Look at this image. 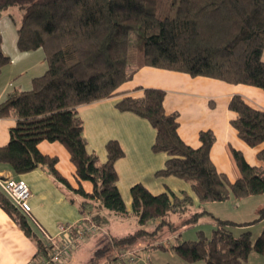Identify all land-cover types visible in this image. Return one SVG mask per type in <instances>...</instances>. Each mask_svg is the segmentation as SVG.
Returning a JSON list of instances; mask_svg holds the SVG:
<instances>
[{"label": "trees", "instance_id": "obj_1", "mask_svg": "<svg viewBox=\"0 0 264 264\" xmlns=\"http://www.w3.org/2000/svg\"><path fill=\"white\" fill-rule=\"evenodd\" d=\"M9 8L20 12V18H14L18 48H42L48 66L33 78L31 89L12 92L0 102V117L17 116L9 142L0 146V163L8 164L17 174L48 165L58 180L82 198V215L90 213L102 227L110 223L107 212L136 218L137 228L124 236L111 234L90 264L105 258L114 264H134L140 255L135 251L136 260L130 263L123 256L129 247L167 232L174 240L154 246L189 263L243 264L252 251L264 256V227L256 239L250 229L234 231L264 220V206L249 222L216 217L202 206L264 195V169L233 149L241 176L232 182L211 159L216 140L213 131L200 132L198 148L180 137L178 114L167 113L164 107L165 90L144 88L143 95L135 97L120 89L131 78L133 64L264 89V0H0V19ZM9 61L0 39V73ZM116 95H124L116 103L119 110L146 118L155 128L153 150L168 155L156 174L190 183L201 206H195L185 192L182 196L173 191L153 194L137 183L131 187L132 210L128 211L115 167L125 151L118 140L111 139L106 144L107 160L100 162L97 154L87 149L78 113L80 105ZM229 108L236 112L231 124L238 135L252 147L262 144L264 110L240 95L231 98ZM43 140L65 146L77 186L59 172L58 156L39 149ZM258 157L264 160V148ZM85 182L91 184L90 189ZM0 206L35 239L38 253L48 254L45 237L1 188ZM204 214L214 219L212 236L199 233L195 240H180L179 230L194 226ZM114 249L120 251L114 255Z\"/></svg>", "mask_w": 264, "mask_h": 264}, {"label": "crops", "instance_id": "obj_2", "mask_svg": "<svg viewBox=\"0 0 264 264\" xmlns=\"http://www.w3.org/2000/svg\"><path fill=\"white\" fill-rule=\"evenodd\" d=\"M14 18L19 19L20 12L16 8H9L0 19L1 47L4 54L10 57V61L0 73V102L12 92L31 89L33 78L42 75L48 66L42 48L30 51H21L18 48L17 24ZM262 59L264 60V51ZM131 72V78L124 82L120 89L125 91V94L135 97L142 96L144 88L165 90V110L167 113L178 114V133L186 144L198 148L202 144L200 132L213 131L216 140L211 147V159L217 169L225 173L232 182L241 176L233 149L241 151L250 164L264 169V160L258 157L259 151L264 148V142L255 147L248 145L231 124L236 112L229 108L231 98L240 95L252 106L264 110L263 88L243 83H230L208 76H193L187 72L153 66L133 64ZM123 96L116 95L80 105L78 113L83 122L87 149L96 153L100 162L107 160L106 144L111 139L118 140L125 151L124 156L116 161L115 167L119 177L117 185L128 211L132 210L131 187L137 183L143 184L153 194L173 191L182 196L185 192L192 196L195 206H201L190 183L177 176L156 174L165 166L168 155L153 150L156 130L148 119L117 108L116 103ZM16 122L15 115L0 117V146L9 142L10 131ZM39 149L45 154L58 156L59 161L56 166L59 172L73 186H77L75 168L64 145L58 141L43 140L39 143ZM0 177H14L28 183L31 190L29 203L33 215L42 227L59 241L68 234V232L59 234V225L77 224L81 219L82 198L76 196L69 187L58 180L48 165H40L31 171L17 174L8 164L0 163ZM84 184L87 189L91 188L90 183ZM233 199L227 200L229 202L227 207L231 213H225L224 216L214 211L213 214L236 222H249L257 218L259 210L264 206V195L246 198L232 204ZM222 202H216L219 204L215 205L221 209ZM106 215L110 223L105 225L104 230L89 234L84 240L77 242L67 261L61 264H90L96 251L106 243L105 240L109 239L111 234L124 236L137 228L136 218L132 216L122 217L109 212ZM263 227L264 220L253 225L238 226L234 231L239 233L250 229L253 239H256ZM38 230L41 232L39 228ZM74 231L71 230V233ZM41 234L44 236L42 232ZM172 235L165 236L163 238L165 242L171 243L174 240ZM181 238L182 234L180 240ZM165 242L163 243L167 244ZM150 244L142 240L129 248L139 255L146 256L148 262L145 264H149V261L163 264L165 261H162V257L157 253L161 248ZM119 251L120 249H114L113 254L116 255ZM150 252H156L153 254L154 260ZM169 252H171L170 258L179 257L172 251ZM43 257H46V254L38 253L35 239L27 235L19 223L0 206V264H35ZM174 259H177L175 263H169L205 264L204 261L189 263L181 258ZM103 261L108 262L105 258L97 264H103ZM110 263L114 264V262ZM243 264H264V256L252 251Z\"/></svg>", "mask_w": 264, "mask_h": 264}, {"label": "built area", "instance_id": "obj_3", "mask_svg": "<svg viewBox=\"0 0 264 264\" xmlns=\"http://www.w3.org/2000/svg\"><path fill=\"white\" fill-rule=\"evenodd\" d=\"M0 187L32 220V222L45 236L46 245L49 248V252L46 254V257L41 258L35 264H61L67 261L72 249L77 244V242L84 240L89 234H96L104 230V227L95 222L92 218V215L89 213L82 215L77 224H60L59 234H66V232H68V234L67 236H63L64 238L59 241L56 237L49 234L33 215L31 205L29 203L31 190L25 180L16 179L14 177H0ZM73 229L75 231L74 233H71V230ZM165 243L168 244V241ZM123 256L127 258L130 263H134L136 260L135 250H128L123 253Z\"/></svg>", "mask_w": 264, "mask_h": 264}, {"label": "rangeland", "instance_id": "obj_4", "mask_svg": "<svg viewBox=\"0 0 264 264\" xmlns=\"http://www.w3.org/2000/svg\"><path fill=\"white\" fill-rule=\"evenodd\" d=\"M16 10L19 11L18 9H16ZM237 201L240 202L241 200L233 199V203L232 204H234V202H237ZM219 203H216V201L206 202L202 206H203V208L205 210H207L208 212H211L212 215H214L216 217H219V216L213 214L214 211H218L217 213H221L222 215H224L225 213L229 214V212L231 213L230 209L227 207V204L229 202L223 201L221 203L222 204L221 205V209L218 208L217 205H215V204H219ZM217 209H219V210H217ZM225 211H227V212H225ZM222 219H227V218H222ZM214 229H215V222H214L213 217L210 214H204L201 217V219L199 220V222L196 223L194 226H183L179 230V232L182 234L181 240H185V239L195 240V239L198 238L199 233H203L205 236L211 237L212 234H213ZM167 234H168V232L165 233L164 235H162L161 237H158V238H155V237H151L150 236L148 238H143L142 240H145L147 243H149V244L151 243L154 246L155 244H159L160 242H164L165 239H163V238H165V236H167ZM142 240H140V241H142ZM105 241L108 242V239H106ZM140 241H138V242H140ZM155 253L156 252H150L151 256L153 257V260L155 259L154 256H153V254H155ZM157 253L159 254L160 257H162V261L163 260L165 261V262H163V264H166V263H169V262L175 263V261L177 259H174V258L180 259L179 257L170 258L171 252H169V250L158 249L157 250ZM94 256H95V254H94ZM145 258H146V256H144L143 254H141L140 255V259H138V261L136 263H134V264H145L146 262H148V260L145 259ZM108 263L111 264L110 262L103 261V264H108Z\"/></svg>", "mask_w": 264, "mask_h": 264}]
</instances>
